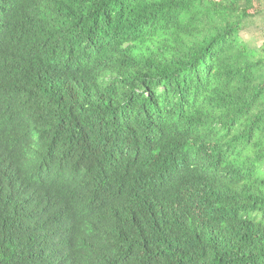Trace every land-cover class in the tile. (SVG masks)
<instances>
[{
  "label": "trees",
  "instance_id": "obj_1",
  "mask_svg": "<svg viewBox=\"0 0 264 264\" xmlns=\"http://www.w3.org/2000/svg\"><path fill=\"white\" fill-rule=\"evenodd\" d=\"M255 17L264 0H0V264H264Z\"/></svg>",
  "mask_w": 264,
  "mask_h": 264
},
{
  "label": "rangeland",
  "instance_id": "obj_2",
  "mask_svg": "<svg viewBox=\"0 0 264 264\" xmlns=\"http://www.w3.org/2000/svg\"><path fill=\"white\" fill-rule=\"evenodd\" d=\"M240 36L251 46H259L264 41V17H255L252 25Z\"/></svg>",
  "mask_w": 264,
  "mask_h": 264
},
{
  "label": "clouds",
  "instance_id": "obj_3",
  "mask_svg": "<svg viewBox=\"0 0 264 264\" xmlns=\"http://www.w3.org/2000/svg\"><path fill=\"white\" fill-rule=\"evenodd\" d=\"M89 74V80L95 79L97 77V73H96V68L95 66L90 67L89 70L87 71Z\"/></svg>",
  "mask_w": 264,
  "mask_h": 264
}]
</instances>
